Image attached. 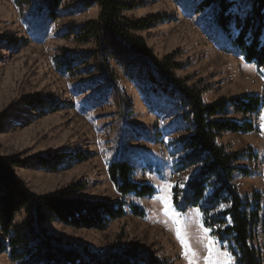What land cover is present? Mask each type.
<instances>
[{"label":"rangeland","instance_id":"rangeland-1","mask_svg":"<svg viewBox=\"0 0 264 264\" xmlns=\"http://www.w3.org/2000/svg\"><path fill=\"white\" fill-rule=\"evenodd\" d=\"M137 1L134 10L122 15L137 20L159 14L166 20L133 35L144 41L151 58L171 56L180 65L175 75L202 90L204 103L245 93L264 97V68L244 63L238 53L217 48L209 29V10L196 12L202 0ZM83 2L64 0L59 18L50 21L45 13L40 16L35 12L37 0L20 5L16 0H0V156L25 161L16 174L36 195L57 194L76 185L68 198L125 201L145 211L144 217H137L126 210L123 218L110 222L102 231L46 221L41 226L49 235L93 253L116 243L138 245L152 250L166 264H187L156 199L164 194L160 189L166 184L172 197L173 187L184 186L195 172L174 170L180 157L176 153L179 140L190 132L183 103L175 91L150 74L144 59L139 58L134 65L132 57L126 56L107 32L103 38L107 63L100 58L95 39L79 42L73 36L65 37L70 27L97 20L98 4L86 7ZM65 54H81L85 60L76 71L62 73L55 59ZM104 68L110 71L109 78ZM31 98L37 102L26 106ZM262 115L264 109L251 117L256 132L224 133L219 140L227 151L245 155L236 165L249 175L237 173L234 177L242 196L264 194ZM229 118L244 119L237 114ZM60 154L65 159L57 166L39 162ZM76 154L82 159H75ZM117 160L129 162L133 180L152 185L155 195H119L107 174L109 163ZM182 215L188 217L190 243L203 264L206 253L197 227L200 217L193 210ZM23 220L21 212L15 224ZM260 239L255 246L261 245ZM0 264L14 262L8 253H2Z\"/></svg>","mask_w":264,"mask_h":264},{"label":"trees","instance_id":"trees-1","mask_svg":"<svg viewBox=\"0 0 264 264\" xmlns=\"http://www.w3.org/2000/svg\"><path fill=\"white\" fill-rule=\"evenodd\" d=\"M63 1L37 0L35 12L40 16L45 13L50 21L57 20ZM83 1L86 7L94 2L98 4L97 20L74 25L67 36L66 33L62 36H73L79 42L95 39L99 43L100 58L106 62L107 46L103 38L107 32L124 49V54L132 57L134 65L139 58L144 59L150 74L175 91L183 103L190 132L179 140L176 153L180 157L174 170L192 169L195 172L182 188L173 187L171 199L175 210L185 214L188 210L199 209L201 223L211 228L210 236L234 257V264H264V194L240 195L234 177L237 173L244 177L249 175L236 165L245 155L229 152L219 142L224 133L256 132L251 117L264 109V97L245 93L204 103L202 90L175 75L180 65L171 56L161 60L151 58L144 41L133 35V32L147 30L165 21V16L154 14L137 20L123 16V12L137 7V0ZM28 2L16 0L19 5ZM206 9L217 48L226 53H238L244 63L264 68V0H202L196 12ZM83 60L81 54H65L55 59V64L60 72L72 73L71 70L76 71ZM104 71L109 78L108 68ZM34 100L37 102L35 98L28 99L26 106L30 107ZM230 114L241 115L244 119L238 122L230 119ZM249 154L246 156L250 157ZM74 158L82 159L79 154ZM64 159L60 154L41 158L39 162L54 167ZM25 164L24 160L14 156H0V254L8 253L14 264H166L152 250L138 245L116 243L93 253L84 246L63 243L49 235L41 226L46 221L55 220L74 229L102 231L110 222L123 218L126 210L137 217H144L145 211L127 205L125 201L68 198L66 195L77 189L76 185L57 194L36 195L16 174V169ZM132 171V165L125 160L109 163L107 174L116 192L137 198L154 196V187L135 182ZM21 212L24 220L15 224ZM259 236L261 245L255 246Z\"/></svg>","mask_w":264,"mask_h":264},{"label":"snow or ice","instance_id":"snow-or-ice-1","mask_svg":"<svg viewBox=\"0 0 264 264\" xmlns=\"http://www.w3.org/2000/svg\"><path fill=\"white\" fill-rule=\"evenodd\" d=\"M261 71H264V69ZM261 119V135H264V115H262ZM169 187L170 186L166 184L160 189L164 194L156 197L162 205V215L165 217V223H171V230L181 246V255L187 261V264H199L198 253L191 246L188 235V217L175 210L171 199V193L168 191ZM180 187H183V185H180ZM221 207H223V205ZM193 211L196 217L199 218L201 215L199 209ZM197 227L200 231V242L206 253L203 257V264H234V257L227 251H221L217 246V241L210 236L211 228L204 227L199 219H197Z\"/></svg>","mask_w":264,"mask_h":264}]
</instances>
